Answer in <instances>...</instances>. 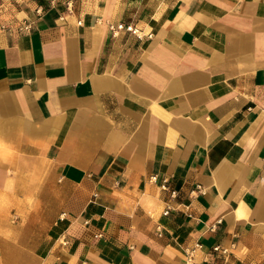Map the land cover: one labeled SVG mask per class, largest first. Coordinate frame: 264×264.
I'll return each instance as SVG.
<instances>
[{
	"label": "crops",
	"instance_id": "0c3cea01",
	"mask_svg": "<svg viewBox=\"0 0 264 264\" xmlns=\"http://www.w3.org/2000/svg\"><path fill=\"white\" fill-rule=\"evenodd\" d=\"M1 1L0 264H264V0Z\"/></svg>",
	"mask_w": 264,
	"mask_h": 264
},
{
	"label": "built area",
	"instance_id": "2783aa9c",
	"mask_svg": "<svg viewBox=\"0 0 264 264\" xmlns=\"http://www.w3.org/2000/svg\"><path fill=\"white\" fill-rule=\"evenodd\" d=\"M30 28H31L30 24H25V25H23V26L20 27V30L29 31ZM121 30H124V31H126L128 33H131V34H133V35H135L136 37L139 38V34H138L137 30H135L132 26L118 25V26L115 27V31L116 32H119ZM112 31H113V28H112ZM193 193L202 195L204 193V191H203V189L200 186H196L195 190H193L191 192V194H193ZM171 195L173 196V195H175V193H171ZM168 212H169V208H167L165 210L164 215H167ZM219 249H220L219 247H216V248H214V251L215 252H218ZM222 253H224V251H222ZM186 264H192V262H191V255L190 254H188V259L186 261Z\"/></svg>",
	"mask_w": 264,
	"mask_h": 264
},
{
	"label": "rangeland",
	"instance_id": "374dc122",
	"mask_svg": "<svg viewBox=\"0 0 264 264\" xmlns=\"http://www.w3.org/2000/svg\"><path fill=\"white\" fill-rule=\"evenodd\" d=\"M9 10H7V7L4 5L3 1L0 0V20L3 21V16L8 15Z\"/></svg>",
	"mask_w": 264,
	"mask_h": 264
}]
</instances>
